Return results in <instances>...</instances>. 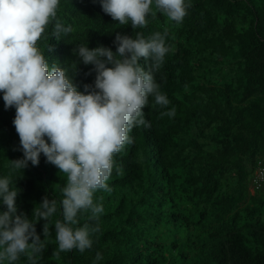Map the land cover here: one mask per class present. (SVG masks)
Here are the masks:
<instances>
[{"label":"trees","instance_id":"obj_1","mask_svg":"<svg viewBox=\"0 0 264 264\" xmlns=\"http://www.w3.org/2000/svg\"><path fill=\"white\" fill-rule=\"evenodd\" d=\"M191 4L180 25L157 12L133 30L104 13L99 0H60L58 18L73 32L58 40L49 25L38 41L49 66L66 68L83 92L96 73L74 53L78 46L115 52L117 32L146 39L168 33L171 50L155 79L170 103L162 108L150 96L143 111L151 126L133 128L134 143L114 156L122 173L113 170L111 192L95 193L104 211L83 253L53 255L67 177L43 154L37 166L12 169L23 152L16 109H5L0 92V178L11 176L10 187L19 190L17 214L34 220L43 198L57 201L37 264H264V181H254L259 162L264 166V0ZM173 107L174 117L160 115ZM89 215L80 214L77 226L95 225ZM44 223H35L41 240ZM15 264L30 261L22 255Z\"/></svg>","mask_w":264,"mask_h":264},{"label":"clouds","instance_id":"obj_2","mask_svg":"<svg viewBox=\"0 0 264 264\" xmlns=\"http://www.w3.org/2000/svg\"><path fill=\"white\" fill-rule=\"evenodd\" d=\"M99 3L114 21L130 24L133 30L147 27L148 18L157 12L180 25L192 7L191 0ZM59 7L60 0H0V92L5 109H16L12 123L23 152V158L11 161V167L23 170L29 162L37 166L43 154L46 162L67 177L60 202L62 219L54 221L56 258L62 252L75 249L83 253L92 247V236L100 231L98 221L104 211L95 193L111 192L108 181L113 170L122 173L114 156L134 143L130 136L133 128L151 126L143 111L150 96L162 108L170 103L160 91L155 73L171 50L166 44L167 31L155 32L147 39L141 33L133 38L117 32L115 52L104 46H78L74 53L84 65H93L96 73L94 83L78 91L68 70L55 63L50 67L37 46L49 25L58 40L73 32L71 25L65 26L58 18ZM51 50L48 45L47 51ZM142 58L146 70L140 63ZM160 115L174 117L175 108ZM11 184V176L0 178V204L6 206L0 211V264H15L22 255L30 264H37L58 211L57 201L43 198L31 220L17 214L19 190ZM82 213H90L88 219L97 223L77 226ZM41 219L45 221L43 240L35 227ZM102 259L98 252L96 261Z\"/></svg>","mask_w":264,"mask_h":264},{"label":"built area","instance_id":"obj_3","mask_svg":"<svg viewBox=\"0 0 264 264\" xmlns=\"http://www.w3.org/2000/svg\"><path fill=\"white\" fill-rule=\"evenodd\" d=\"M255 174L256 178L254 181L256 182V184L264 181V166L261 164V161L259 162V166L256 168Z\"/></svg>","mask_w":264,"mask_h":264}]
</instances>
